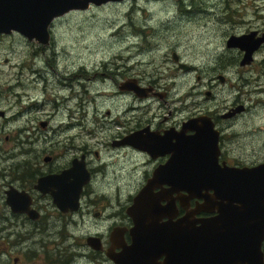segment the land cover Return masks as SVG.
Returning a JSON list of instances; mask_svg holds the SVG:
<instances>
[{"label":"rangeland","instance_id":"1","mask_svg":"<svg viewBox=\"0 0 264 264\" xmlns=\"http://www.w3.org/2000/svg\"><path fill=\"white\" fill-rule=\"evenodd\" d=\"M263 22L264 0H124L72 11L54 20L46 46L27 42L16 33L0 35V111L3 113L0 118V212L4 205L3 191L8 186L26 190L27 183L19 177L29 167L36 170L38 165L44 172L84 150L88 152L87 159L96 166L99 180L104 177L105 184L113 187L124 175L125 195L133 192L142 181L137 171H143L144 157L128 149H111L109 143L113 137L127 132L146 108L156 113L155 108H164L165 104L157 99L139 102L132 95L120 97L114 83L135 77L140 85L151 83L163 87L166 100L172 101L168 106L170 115L172 108L184 104L186 89L196 84L194 76L201 62L202 38L217 43L225 33L261 27ZM201 27L221 31L212 34L202 30L201 33ZM211 47L205 51L210 52ZM172 53L178 63L192 67V71L185 73L177 69L171 60ZM261 82L263 79L259 78V85ZM121 83L129 89L128 78ZM263 100L255 98V108L264 107V103L257 104ZM129 108L131 111H124ZM186 113L172 111L170 120L175 122ZM124 121L128 122V128L122 131L119 124ZM240 137L238 133H228L230 143ZM139 146L140 149H135L145 150L142 148L145 146ZM94 151L98 158L92 155ZM44 156L51 157V164L43 165ZM36 194L31 193L34 205L42 208L39 215L46 216L43 219L46 223L38 225L40 234L35 233L18 245L15 233L25 231L14 226L11 240L14 246L7 250L8 260L2 258L0 264H13L11 258L15 259L14 264H43L38 253L45 249L50 253L66 235L67 220L57 217L49 199L37 198ZM9 218L13 223L20 221V216ZM75 221L70 231L73 239H65V245H80L83 242L80 235L93 230L85 228V223H80L78 218ZM33 230L36 231L31 227ZM4 240L1 232L0 243ZM40 240L42 250L37 247ZM33 242L36 254L32 260L25 250ZM83 261V264H103L98 257H92L91 263Z\"/></svg>","mask_w":264,"mask_h":264},{"label":"flooded vegetation","instance_id":"2","mask_svg":"<svg viewBox=\"0 0 264 264\" xmlns=\"http://www.w3.org/2000/svg\"><path fill=\"white\" fill-rule=\"evenodd\" d=\"M202 30L212 34L221 31V29L214 27L199 28L201 33ZM250 32L255 33L252 40H256L263 35V42L256 46L257 48L250 55H247L241 50L242 48L240 46L234 48L225 46L229 36H245ZM223 36L217 43L213 44L210 39H201L200 37L203 52L201 54V62L197 70V75L194 76L196 84L186 89L182 99L184 104L180 103L182 104L180 108H172L170 115L168 106L172 104V101L169 102L166 100L168 99L167 92L163 87L151 83H147L144 86L140 85L138 79L135 77H127L130 83V90H126L121 83L127 78H122L120 81L114 83L115 89L118 92L117 94L120 97L132 95L139 102L157 99L165 104L164 108L160 106L155 108L154 111L156 113H151L150 108H146L134 120L135 123L127 132L113 137L109 143L111 149L114 147L128 149L129 152L144 157L142 161L143 171H137L142 180L140 185L133 192L125 195L124 175L120 183L118 179L115 181L113 187L108 183L105 184L104 177L102 181L97 178L98 172L96 166L87 159L88 152L85 150L80 152L78 156H72L66 163L56 168L50 167L44 172L41 171L38 165H36L38 169L34 173H32L34 167H29L28 172L19 177V179L27 183L26 190L14 189L18 192L24 191L29 195L31 200L29 209L36 213V217L32 214L34 218H30L23 213H14L11 211L7 204H5L4 195L3 210L0 212V233L3 232L5 240L0 243V260L3 258L7 261V250L9 247L12 248L14 246V242L12 243L11 241L14 236V226L18 229L22 228V231H25V233H15L16 243L18 245L25 238H29V236L35 235V233L40 234L38 225L46 223L43 220L46 216L41 217L39 215L42 208L39 204L37 207L34 205V198L31 196V193L35 192L37 193L36 196L38 195L37 198L49 199L52 205L51 209L54 210V213L59 219L62 221L67 220L68 225L63 240H59L56 246L57 248L54 247L50 253H47L48 250L46 249L42 250L43 243L41 240L38 241L40 243L37 247L42 250L38 254L42 258L43 264H83L81 262L83 260V262L91 263L90 259L92 257H98L103 261V264H111L105 256L111 257L119 253L122 246H128L130 243L128 230L131 224L125 213L131 205L133 196L151 176L155 167L163 164L168 158V155L154 158L159 153L158 146L161 145L164 147L171 145L174 142V138L178 137L182 124L191 119L200 118L204 120L203 125H201L203 136L208 135L205 128L207 126L206 121L210 123L217 141V164L220 166L218 168H224L226 166L235 169H250L264 163V107L255 108L254 103L255 98L264 99V22L261 27L250 26L248 28H240L236 31L225 33ZM211 45V51L206 52L205 50ZM171 60L176 63V68L180 71L185 73L192 71V67L178 63L177 57L173 53L171 54ZM243 60H249V63L242 65L241 62ZM259 78L263 79L261 85L258 83ZM136 86L141 88V90L137 89ZM257 87L262 88L256 89ZM133 91H136L138 94H134ZM136 95H139V97ZM261 103L263 104L264 100L257 102L258 105ZM124 111H131V108ZM158 111H165V113L158 114ZM172 111H187V113L184 117L173 122L170 120ZM119 127L122 131H125L128 128V122L124 121L120 123ZM136 131L143 133L142 141L139 143L140 145L150 144L152 146L148 150L149 155L145 151L137 150L130 145L120 144L123 137ZM231 132L238 133L241 136L235 143H230L228 140V133ZM191 134L192 132H186L185 136ZM138 147L141 146L138 145ZM92 155L98 158L95 151ZM72 161L75 162L72 164ZM41 162L44 163L43 165H49L51 164V157L44 156ZM76 162H81L79 166L80 171L70 173L67 177L68 179L57 181L55 195L58 196L61 205L63 204L65 207L64 212H61L55 207L53 199L49 194H41L34 189V186L37 179L41 177L58 175L63 170L74 169V167H77ZM33 163L37 164L35 162ZM149 170L150 172L147 173ZM82 183L85 184L79 188L81 189V196L78 198L77 186ZM49 186L52 187L51 185ZM203 193L201 192V194ZM67 197L69 199L63 202V199ZM73 201H75V209L70 211V204ZM195 202V200L188 202L185 206L186 210H190V207H193ZM262 208L264 209V204H262ZM3 211L6 212V215L3 214ZM181 213L178 211V216ZM19 216L20 221H16L15 223L9 218L13 217L14 219ZM200 217H207V215L201 214ZM76 218H78L80 223H85V228H92L93 230L84 231L80 235V240L83 241L80 245L77 243L71 244V246L65 245V239H73L70 231L76 222ZM31 227H34L36 231L33 230L32 232ZM34 244L33 242L25 250L27 252L26 254H29L32 260L35 259L36 254L33 250ZM31 255L33 256L31 257ZM11 263L14 264L15 259L11 258Z\"/></svg>","mask_w":264,"mask_h":264},{"label":"water","instance_id":"3","mask_svg":"<svg viewBox=\"0 0 264 264\" xmlns=\"http://www.w3.org/2000/svg\"><path fill=\"white\" fill-rule=\"evenodd\" d=\"M121 1L124 0H0V35L16 33L27 42L46 46L49 27L55 19L72 11H85L91 6ZM136 88L141 90L138 86ZM2 116L0 111V118ZM203 123L199 121L185 127L174 138L169 149V162L152 174L134 198L129 209L133 221L131 243L122 247L118 255L110 257L113 263L262 264L264 168L249 169L252 173L223 168L222 172L217 166L216 137L207 126L209 134L205 140L200 128ZM40 126L43 127V123ZM186 131H196L197 134L185 136ZM139 134L135 132L123 137L120 144L135 147L139 143L136 139H141ZM142 148L148 151L152 146ZM76 163L74 169L37 179L34 186L41 194H49L61 212L65 207L55 195L57 181L68 179L72 172H79L81 162ZM202 191H211L212 194L203 195ZM4 195L5 204L11 211L36 217V213L29 209L31 200L27 193L8 187ZM195 198L202 199V203L196 202L193 209L173 220L177 213L175 200L184 208L188 200ZM67 199L69 197L63 202ZM70 205V211L75 209V201ZM213 212L216 213L213 217L194 218L199 213ZM247 223L258 236L250 235Z\"/></svg>","mask_w":264,"mask_h":264},{"label":"bare ground","instance_id":"4","mask_svg":"<svg viewBox=\"0 0 264 264\" xmlns=\"http://www.w3.org/2000/svg\"><path fill=\"white\" fill-rule=\"evenodd\" d=\"M51 25V24H50ZM255 36V33L253 32L252 33V35L251 36H248V35H245V36H239V37H236V36H230L229 37V39L227 40V42H226V47H228V48H234V47H236V46H240L241 48V50H243L247 55H250L257 47L256 46H258L259 44H261L262 42H263V35H261L259 38H257L256 40L254 39V40H252V38ZM251 47H250V46ZM249 63V60H243L242 62H241V64L243 65V64H248ZM199 121H204L203 119H200V118H194V119H191V120H189V121H186L185 123H183L182 124V126H181V129H180V132H179V134H181L182 132H183V130L185 129V127H187V126H189V125H191V124H193V123H197V122H199ZM206 123H207V126H210L211 127V125H210V123L209 122H207L206 121ZM207 126L205 127L206 128V132H207V134H209L208 133V131H207ZM200 128H202V127H200ZM202 130V129H201ZM140 134V137H141V139L143 138V133L141 132V131H138ZM186 132H192V134L191 135H189V136H194V135H196L197 134V132L196 131H186ZM185 132V133H186ZM211 132H212V128H211ZM184 133V134H185ZM178 134V135H179ZM212 134H213V132H212ZM214 135V134H213ZM208 137V135L206 136H204V138H205V140H206V138ZM175 141H177V139H175ZM174 144V142L171 144V145H168V146H162V149L161 150H159V153L157 154V155H155V159L157 158V157H159V156H164V155H168V158L166 159V161L163 163V164H159L158 166H156L155 167V169L152 171V173H151V176L147 179V180H149L151 177H152V174H154V172L160 167H163V166H165L168 162H169V160H170V158H171V153L169 152V149L172 147V145ZM138 145H140L139 143H136V145H135V147L134 148H137L138 147ZM143 146H145V147H149V145H143ZM216 148H217V141H216ZM143 151H145L148 155H149V153H148V151L147 150H143ZM217 152H218V150H217ZM218 156V155H217ZM217 166H218V164H217ZM218 167H220V166H218ZM260 167V168H259ZM224 168H228V169H235V168H229V167H224ZM254 168H259V170L260 169H263L264 168V163H262V164H260V165H258V166H256V167H254ZM221 171H222V169L223 168H219ZM250 169H252V168H250ZM236 170H249V169H236ZM250 171V170H249ZM223 172V171H222ZM249 173H252L251 171L249 172ZM147 180H146V182H147ZM146 182H145V184H146ZM83 184H85V183H82L81 185H79V186H77L78 187V193H77V197L79 198L81 195V189H79ZM145 184L139 189V191L133 196V198H132V200H131V205L127 208V210H126V215H127V217L130 219V222H131V227L129 228V230H128V235H129V238H130V243H131V234H130V231H131V229L133 228V221H132V218L130 217V215H129V209L131 208V206L134 204V198L137 196V194H139L140 193V191L144 188V186H145ZM84 186V185H83ZM86 188V187H85ZM202 192H204L203 193V195H211L212 194V192L211 191H202ZM193 200H195L197 203H202V199H191V200H188V202H190V201H193ZM188 202H187V204H188ZM195 202V203H196ZM161 205H164V203L162 202L161 203ZM175 206H176V208H177V213H176V215H175V217H174V219L173 220H176V219H178V218H180V217H182L184 214H185V212H186V208L184 207H181L180 206V204H179V202H178V200H175ZM194 206H195V204L193 205V207H190V209H193L194 208ZM178 211H180V212H182L181 213V215H179L178 216ZM201 214H205V215H207V217H200V215ZM216 215V213H199V214H196V215H194V218H209V217H213V216H215ZM164 221V220H163ZM249 223H247L246 224V226H247V230H249V232H250V235H254V236H258V234L257 235H255V232L253 231V230H251L250 229V227H249V225H248ZM262 241H261V245H260V252H261V262H262V264H264V257H263V252H264V249H263V240H264V233H263V236H262ZM130 243H129V245H130ZM128 245V246H129ZM128 246H122L123 248H125V247H128ZM122 247L120 248L121 250H120V252L122 251ZM259 248V247H258ZM119 252V253H120ZM119 253H117V254H115V256L116 255H118ZM114 256V255H113ZM106 257V259H108L112 264H118V263H113L112 262V260L110 259V257H107V256H105Z\"/></svg>","mask_w":264,"mask_h":264},{"label":"trees","instance_id":"5","mask_svg":"<svg viewBox=\"0 0 264 264\" xmlns=\"http://www.w3.org/2000/svg\"><path fill=\"white\" fill-rule=\"evenodd\" d=\"M27 164V163H26ZM16 170V168H14ZM37 170H33L32 173L36 172Z\"/></svg>","mask_w":264,"mask_h":264}]
</instances>
